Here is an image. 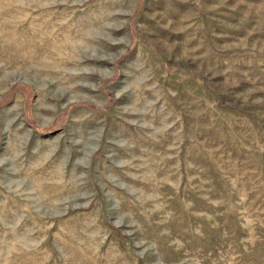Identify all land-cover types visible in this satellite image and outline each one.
I'll use <instances>...</instances> for the list:
<instances>
[{
	"label": "rangeland",
	"instance_id": "1",
	"mask_svg": "<svg viewBox=\"0 0 264 264\" xmlns=\"http://www.w3.org/2000/svg\"><path fill=\"white\" fill-rule=\"evenodd\" d=\"M0 264H264V0H0Z\"/></svg>",
	"mask_w": 264,
	"mask_h": 264
}]
</instances>
